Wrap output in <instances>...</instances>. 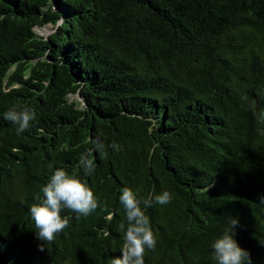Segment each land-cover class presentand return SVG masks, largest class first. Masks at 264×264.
<instances>
[{"label": "trees", "instance_id": "1", "mask_svg": "<svg viewBox=\"0 0 264 264\" xmlns=\"http://www.w3.org/2000/svg\"><path fill=\"white\" fill-rule=\"evenodd\" d=\"M252 102L264 110V0H0V264H111L124 187L172 195L145 209L157 243L144 264H214L231 218L264 264V123ZM13 107L36 114L20 135L3 118ZM94 141L120 150L101 158ZM50 164L99 207L63 210L69 226L40 251L29 209Z\"/></svg>", "mask_w": 264, "mask_h": 264}, {"label": "clouds", "instance_id": "2", "mask_svg": "<svg viewBox=\"0 0 264 264\" xmlns=\"http://www.w3.org/2000/svg\"><path fill=\"white\" fill-rule=\"evenodd\" d=\"M256 119L264 123V110L257 112L255 102L249 105ZM3 118L16 126V134L20 135L29 130L32 122L36 120L33 109L10 108L4 113ZM264 135V130H260ZM95 151L101 158H107V148L119 151L120 145L113 142L105 146L100 141H94ZM91 153L81 155L79 166L83 169L85 176H90L95 170ZM51 175L48 182L41 189L43 198L37 196L38 203L31 205L30 218L35 224V236L39 241L40 251L45 250V244L54 242L56 235L63 232L69 226V219L61 216L63 210H68L76 214L77 218L87 217L93 213L99 203L91 188L82 180L70 175L63 168H56L49 165ZM139 189L134 191L129 187L121 189L119 202L123 206L127 225L121 223L119 232L122 234V247L120 255L111 259V264H144L146 250L154 251L156 248V238L150 227L149 217L145 214V209L153 204L166 205L171 202L172 195L168 191L154 197H139ZM260 202L264 203V196L260 197ZM143 205V207H141ZM238 219L231 218L229 224L211 243V259L214 264H252V259L248 250L242 248L236 239V227ZM264 246V240L260 241Z\"/></svg>", "mask_w": 264, "mask_h": 264}, {"label": "rangeland", "instance_id": "3", "mask_svg": "<svg viewBox=\"0 0 264 264\" xmlns=\"http://www.w3.org/2000/svg\"><path fill=\"white\" fill-rule=\"evenodd\" d=\"M49 32V29H46V30H44V31H39L38 30V34L39 35H45V34H47Z\"/></svg>", "mask_w": 264, "mask_h": 264}]
</instances>
